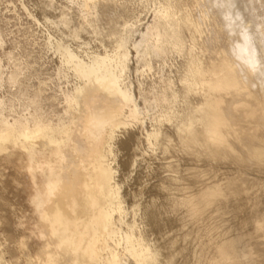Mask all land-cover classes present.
<instances>
[{"label": "bare ground", "instance_id": "obj_1", "mask_svg": "<svg viewBox=\"0 0 264 264\" xmlns=\"http://www.w3.org/2000/svg\"><path fill=\"white\" fill-rule=\"evenodd\" d=\"M174 136L264 170L263 0H0V156L29 175L30 264H264L263 214L220 216L173 260L195 196L168 189L158 203L118 171L140 141ZM229 169L256 187L244 205L256 209L264 178ZM234 185L201 187L215 216L235 206ZM16 263L0 242V264Z\"/></svg>", "mask_w": 264, "mask_h": 264}, {"label": "rangeland", "instance_id": "obj_2", "mask_svg": "<svg viewBox=\"0 0 264 264\" xmlns=\"http://www.w3.org/2000/svg\"><path fill=\"white\" fill-rule=\"evenodd\" d=\"M140 143L141 146L134 153L119 155L120 176L122 171L129 173L125 179V186H141L143 197L154 199L158 203L167 200L168 189L179 191V188L183 190L185 187L186 194L194 195L197 200L198 209L186 212L179 220L184 224L175 225L171 232L174 242L171 249L173 260L198 247L200 238L213 231L217 222L221 221L218 219L220 216L230 218L237 214L240 216L239 220L249 221L250 226L253 216L264 215V189L259 192L256 209L244 208V205H251L254 202L256 187L250 182L243 183L241 179L224 177L223 174V171L230 170L229 167L233 166L264 178V170L248 167L246 163H231V160L237 157L236 154L229 155V161L222 163L219 152L201 144L182 146L175 136L166 149L157 147L153 150L145 146L143 141ZM136 154L141 158L133 166L130 158ZM135 181L140 183L136 184ZM214 181H235L232 190L239 196L235 206L216 216L207 207L213 195L203 193L201 190L204 183ZM152 184L161 188L158 186L149 190ZM29 192L30 179L24 163L17 158L7 160L0 156V242L3 248L8 249V254L19 257V263L16 264H30L31 258L39 249V244L31 232L33 210ZM217 195L220 196L222 193ZM249 196L251 199L248 200ZM259 246L258 257L264 261V242Z\"/></svg>", "mask_w": 264, "mask_h": 264}]
</instances>
